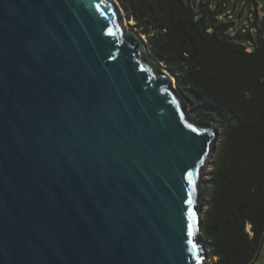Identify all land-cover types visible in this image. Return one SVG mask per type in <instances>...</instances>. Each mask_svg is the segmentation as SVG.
<instances>
[{
    "label": "water",
    "instance_id": "water-1",
    "mask_svg": "<svg viewBox=\"0 0 264 264\" xmlns=\"http://www.w3.org/2000/svg\"><path fill=\"white\" fill-rule=\"evenodd\" d=\"M125 20L119 0H0V264L204 263L219 130Z\"/></svg>",
    "mask_w": 264,
    "mask_h": 264
},
{
    "label": "trees",
    "instance_id": "trees-1",
    "mask_svg": "<svg viewBox=\"0 0 264 264\" xmlns=\"http://www.w3.org/2000/svg\"><path fill=\"white\" fill-rule=\"evenodd\" d=\"M201 122L219 130L201 236L211 264H253L264 239V39L252 50L211 0H119ZM251 3L258 4L256 0ZM248 5V3H245ZM211 29V31H208Z\"/></svg>",
    "mask_w": 264,
    "mask_h": 264
},
{
    "label": "rangeland",
    "instance_id": "rangeland-1",
    "mask_svg": "<svg viewBox=\"0 0 264 264\" xmlns=\"http://www.w3.org/2000/svg\"><path fill=\"white\" fill-rule=\"evenodd\" d=\"M226 1L228 2V5L220 12L221 19L223 20V22H227V23L233 22L231 30L233 34H237L240 32L242 26L247 22V6L251 4V1L250 0H226ZM256 2L259 5L260 16H264V0H256ZM217 3L218 0H211V6L213 8H216ZM245 3H248V5H245ZM132 24H134V21L129 19L126 20L124 23L127 29H134L132 27ZM261 27H264V22L262 21H260V28ZM250 36L251 38L248 36H240L239 41L246 46H254V43H256V45L260 44L259 33L257 30H254ZM248 50H252V48L251 49L248 48ZM172 87L177 91V93L180 92L178 89L177 80L172 82ZM186 109L187 112L194 113L197 122H201L198 115L195 114L192 104H190L188 101L186 103ZM213 156H214L213 154L210 156V158L208 159L207 163L203 168L202 177H201L203 184L206 183V180L209 178V173L212 169ZM207 198L208 197L206 193H204V196L200 197L199 207L202 218L204 216V212L208 207ZM201 238L205 241L206 250H207L206 259L203 264H211L212 258L209 255L208 243L206 241V238L202 236ZM253 264H264V239L259 248L258 258Z\"/></svg>",
    "mask_w": 264,
    "mask_h": 264
},
{
    "label": "built area",
    "instance_id": "built-area-1",
    "mask_svg": "<svg viewBox=\"0 0 264 264\" xmlns=\"http://www.w3.org/2000/svg\"><path fill=\"white\" fill-rule=\"evenodd\" d=\"M207 0H189V3L197 8L200 3H205ZM260 21L264 22V16H260L259 5L251 3L247 6V22L242 26L240 32L242 34L251 35L254 30H257L259 36L264 39V27L260 28ZM211 31V29H208ZM230 33L233 34L232 30ZM254 46H248L249 49H253Z\"/></svg>",
    "mask_w": 264,
    "mask_h": 264
},
{
    "label": "snow or ice",
    "instance_id": "snow-or-ice-1",
    "mask_svg": "<svg viewBox=\"0 0 264 264\" xmlns=\"http://www.w3.org/2000/svg\"><path fill=\"white\" fill-rule=\"evenodd\" d=\"M189 127H191V125H189ZM191 175H192V174H191V173H189V178L191 177Z\"/></svg>",
    "mask_w": 264,
    "mask_h": 264
},
{
    "label": "bare ground",
    "instance_id": "bare-ground-1",
    "mask_svg": "<svg viewBox=\"0 0 264 264\" xmlns=\"http://www.w3.org/2000/svg\"><path fill=\"white\" fill-rule=\"evenodd\" d=\"M126 21V20H125ZM174 81H175V79H174Z\"/></svg>",
    "mask_w": 264,
    "mask_h": 264
}]
</instances>
